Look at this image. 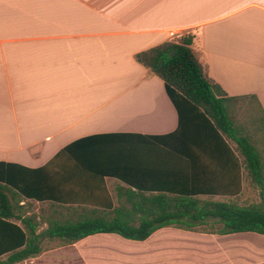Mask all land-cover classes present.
I'll return each mask as SVG.
<instances>
[{
  "label": "crops",
  "instance_id": "0c3cea01",
  "mask_svg": "<svg viewBox=\"0 0 264 264\" xmlns=\"http://www.w3.org/2000/svg\"><path fill=\"white\" fill-rule=\"evenodd\" d=\"M183 35L226 95L264 109V0H0V180L22 204L105 210L119 187L242 196L234 145L193 113L180 121L165 82L136 59ZM24 245L0 220V260ZM19 264H264V235L166 227L145 241L46 240Z\"/></svg>",
  "mask_w": 264,
  "mask_h": 264
},
{
  "label": "trees",
  "instance_id": "16d2710c",
  "mask_svg": "<svg viewBox=\"0 0 264 264\" xmlns=\"http://www.w3.org/2000/svg\"><path fill=\"white\" fill-rule=\"evenodd\" d=\"M194 36L183 35L136 59L160 77L181 114L193 113L220 138L229 140L242 158L246 174L261 189L262 202L241 206L236 202L203 199L173 192H148L119 187L117 205L105 210L61 203H43L49 212L28 210L23 196L0 180V220L25 238L23 249L0 264H19L44 252L46 240L73 245L97 234H117L145 241L157 230L177 229L216 235L254 232L264 235V109L254 96L229 97L204 73L193 49ZM3 166L0 164V167ZM29 204V207H24ZM20 221L23 229L10 223ZM43 225L46 229L40 230Z\"/></svg>",
  "mask_w": 264,
  "mask_h": 264
},
{
  "label": "rangeland",
  "instance_id": "374dc122",
  "mask_svg": "<svg viewBox=\"0 0 264 264\" xmlns=\"http://www.w3.org/2000/svg\"><path fill=\"white\" fill-rule=\"evenodd\" d=\"M117 198V196H116ZM230 202H236L237 204L241 206H250L254 204H259L262 202L261 198V189L260 187L252 180L251 176L249 174H246V181H245V191L242 196L235 198L233 200H230ZM28 203V202H26ZM32 203V202H30ZM25 205V204H22ZM29 204H26L24 207H29ZM35 212V213H40L41 209L45 212H49V206L47 204H41V203H32L31 207H29L28 210ZM47 225H43L40 230L46 229ZM59 243L56 242V245ZM50 247V244H47V248Z\"/></svg>",
  "mask_w": 264,
  "mask_h": 264
}]
</instances>
